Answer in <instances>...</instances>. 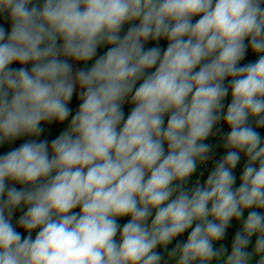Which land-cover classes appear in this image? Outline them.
<instances>
[{
	"label": "clouds",
	"instance_id": "clouds-1",
	"mask_svg": "<svg viewBox=\"0 0 264 264\" xmlns=\"http://www.w3.org/2000/svg\"><path fill=\"white\" fill-rule=\"evenodd\" d=\"M258 129L264 0H0V264H264Z\"/></svg>",
	"mask_w": 264,
	"mask_h": 264
},
{
	"label": "crops",
	"instance_id": "crops-1",
	"mask_svg": "<svg viewBox=\"0 0 264 264\" xmlns=\"http://www.w3.org/2000/svg\"><path fill=\"white\" fill-rule=\"evenodd\" d=\"M160 43H161L162 46L166 47V43H167L166 41H161ZM147 46L151 47V46H153V45H152L151 43H149V45H147ZM105 50H106V49H101L100 51H101V53H102V52L105 51ZM249 59H255V57L249 56ZM90 63H91V62H90ZM89 66H90V65H89ZM13 67H18V65H13ZM72 107H73L74 109H75L76 107H78V105H77V103H76V98H75V97L73 98V104H72ZM124 111H125V115H127L128 112L130 111V107L128 106L127 108H125ZM65 126H66V125H65ZM54 134H58V132H57L55 129H54ZM50 138H51V137H50ZM22 142H23V139L14 142V143H13L12 145H10V146H9V145H5L3 148H0V153L9 150V148L12 147V146L18 147L19 144L22 143ZM208 142L213 143V142H214V139H213V138H210ZM17 187H20V186L17 185ZM121 221L126 222V218H125V219H122Z\"/></svg>",
	"mask_w": 264,
	"mask_h": 264
},
{
	"label": "built area",
	"instance_id": "built-area-1",
	"mask_svg": "<svg viewBox=\"0 0 264 264\" xmlns=\"http://www.w3.org/2000/svg\"><path fill=\"white\" fill-rule=\"evenodd\" d=\"M228 102H230V97L228 98V100H226V103H228ZM127 107H128V105L126 104V105H125V108H127ZM125 108H124V109H125ZM225 130H227V129H225ZM216 142H217V141L214 139V142H213V143H216Z\"/></svg>",
	"mask_w": 264,
	"mask_h": 264
},
{
	"label": "rangeland",
	"instance_id": "rangeland-1",
	"mask_svg": "<svg viewBox=\"0 0 264 264\" xmlns=\"http://www.w3.org/2000/svg\"><path fill=\"white\" fill-rule=\"evenodd\" d=\"M261 132V135L264 136V129H258Z\"/></svg>",
	"mask_w": 264,
	"mask_h": 264
},
{
	"label": "trees",
	"instance_id": "trees-1",
	"mask_svg": "<svg viewBox=\"0 0 264 264\" xmlns=\"http://www.w3.org/2000/svg\"><path fill=\"white\" fill-rule=\"evenodd\" d=\"M106 51V50H105ZM121 223H124L123 221H120Z\"/></svg>",
	"mask_w": 264,
	"mask_h": 264
}]
</instances>
